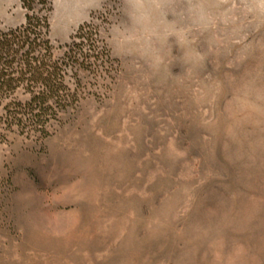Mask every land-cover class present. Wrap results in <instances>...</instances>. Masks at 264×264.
Segmentation results:
<instances>
[{"label": "rangeland", "instance_id": "374dc122", "mask_svg": "<svg viewBox=\"0 0 264 264\" xmlns=\"http://www.w3.org/2000/svg\"><path fill=\"white\" fill-rule=\"evenodd\" d=\"M47 1L56 59L84 27L109 62L44 134L0 123V264H264V0Z\"/></svg>", "mask_w": 264, "mask_h": 264}, {"label": "trees", "instance_id": "16d2710c", "mask_svg": "<svg viewBox=\"0 0 264 264\" xmlns=\"http://www.w3.org/2000/svg\"><path fill=\"white\" fill-rule=\"evenodd\" d=\"M34 2L46 7L41 16L40 11H33ZM48 5L47 0H23L24 24L7 32L0 29V104L7 102L0 123L5 127L37 128L44 134L59 112L78 102L77 93L66 82L67 67L90 68L109 62L105 47L95 48L96 32H82L84 27L75 33L63 57L56 59L48 37ZM77 39L82 41L76 43ZM84 43L88 50L83 52ZM19 91L27 100L15 99Z\"/></svg>", "mask_w": 264, "mask_h": 264}]
</instances>
